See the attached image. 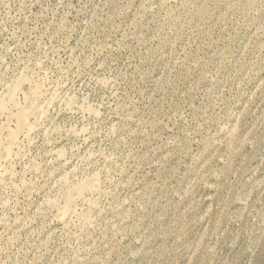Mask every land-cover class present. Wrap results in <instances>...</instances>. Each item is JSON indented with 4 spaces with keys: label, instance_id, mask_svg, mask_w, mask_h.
I'll list each match as a JSON object with an SVG mask.
<instances>
[{
    "label": "rangeland",
    "instance_id": "374dc122",
    "mask_svg": "<svg viewBox=\"0 0 264 264\" xmlns=\"http://www.w3.org/2000/svg\"><path fill=\"white\" fill-rule=\"evenodd\" d=\"M24 75L52 105L0 264H264V0H0V93Z\"/></svg>",
    "mask_w": 264,
    "mask_h": 264
},
{
    "label": "bare ground",
    "instance_id": "6f19581e",
    "mask_svg": "<svg viewBox=\"0 0 264 264\" xmlns=\"http://www.w3.org/2000/svg\"><path fill=\"white\" fill-rule=\"evenodd\" d=\"M33 81L24 75L21 78H19L18 80H16L14 83L11 81L13 84L7 86L5 91H3V94L0 93V113L5 114L4 116H6V118H7V123H3L2 126H0V184L2 182L4 183V178L6 176H8V174L10 172L12 173V171H9L10 166L8 167L7 164L10 162V160H12L13 156L17 155V153H18L15 150H16V148L19 147L18 144L20 142L19 141L20 136L26 135L24 137V139L26 137L28 139L31 138L30 135L33 132H35L36 124L38 123L37 121H38V119H40L39 117H41L43 114L45 115V112H47V110L45 109V105L47 104V102H46V104L44 103L47 98L45 99V97H44L45 94L43 93V91H41L42 90V89H40L41 87L40 88L38 87V85L39 86H41V85L40 84L36 85V84H34L36 81H34V83H33ZM45 91L47 93V90H45ZM21 92L23 94H25V97H26L25 98L26 102L23 105V107H21V105H18V103L16 101V99L18 98L17 96H19L18 93L20 94ZM48 94H49V92H48ZM48 94H47V96H49ZM53 99L54 98L52 97V100ZM46 101H48V103H49V100H46ZM48 105H46V106H48ZM50 105H52V103ZM48 112H49V110H48ZM91 115H93V114H91ZM12 122H14L13 127H11V125H10ZM37 132H38V129H37ZM18 149H20V148H18ZM18 159H20V158H18ZM10 165H12V164H10ZM35 168H37V167L34 166V169ZM10 169H12V168H10ZM36 171H38V170H36ZM96 176H98V175H96ZM96 176H93V179H89V180L87 179L88 180L87 182H84V183L78 182L79 184L74 185L75 187H73V189L70 193H68V194L66 193L67 195H64L65 196V198L63 200L64 204L62 206L60 203L61 209H60V211L58 210L60 213L59 215L64 217V219H67L65 217H67L69 214H70V216H73V214L71 215L72 209L74 210L73 206H74V204H75V206L79 204V203H76V201L79 199L81 201V199H83L82 201L84 202V200L86 199V198L84 199L85 195L88 192H92V190L99 183V182H97L98 180H97ZM94 177H96V178H94ZM9 178H10V176H9ZM23 186H25V185H23ZM26 187H27V185H26ZM99 187H100V185H99ZM95 193H96V190H95ZM90 194H93V192ZM87 195L89 197V194H87ZM63 197H62V199H63ZM86 200H88V199H86ZM88 201H90V200H88ZM94 202H95V200H94ZM91 204L92 203H90V205ZM95 205H96V203H95ZM90 215H84L83 216L82 222L84 225L88 224L91 221ZM61 220H63V219L61 218Z\"/></svg>",
    "mask_w": 264,
    "mask_h": 264
}]
</instances>
